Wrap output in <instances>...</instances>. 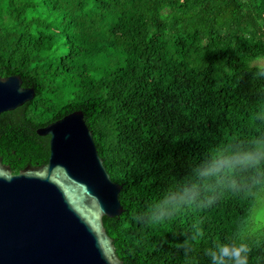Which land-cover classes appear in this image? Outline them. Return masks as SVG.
<instances>
[{"label":"trees","instance_id":"trees-1","mask_svg":"<svg viewBox=\"0 0 264 264\" xmlns=\"http://www.w3.org/2000/svg\"><path fill=\"white\" fill-rule=\"evenodd\" d=\"M257 58L264 0H0V76L35 92L0 113L1 161L45 164L36 129L80 110L121 185L122 212L102 221L123 264H209L205 249L229 235L264 264V228L243 234L264 167L238 171L237 189L199 176L217 151L264 136ZM194 185L197 201L180 203Z\"/></svg>","mask_w":264,"mask_h":264},{"label":"water","instance_id":"water-1","mask_svg":"<svg viewBox=\"0 0 264 264\" xmlns=\"http://www.w3.org/2000/svg\"><path fill=\"white\" fill-rule=\"evenodd\" d=\"M19 75L0 76V113L34 97ZM47 162L13 173L0 158V264H123L102 217L122 212L121 185L97 153L80 110L38 127Z\"/></svg>","mask_w":264,"mask_h":264},{"label":"clouds","instance_id":"clouds-1","mask_svg":"<svg viewBox=\"0 0 264 264\" xmlns=\"http://www.w3.org/2000/svg\"><path fill=\"white\" fill-rule=\"evenodd\" d=\"M253 67L256 73L264 75V63H256ZM262 167H264V136H256L248 142L247 147L217 151L205 162L199 171V176L203 180L217 183L225 188L237 189L238 171ZM254 182L260 183V179H255ZM199 196V186L194 185L185 190V195L179 202L193 203ZM208 202H211V197L208 198ZM167 211L166 207H161L157 218L166 215ZM205 252L210 258L209 264H249L251 246L242 237L229 235L224 239L217 237L214 246L206 248Z\"/></svg>","mask_w":264,"mask_h":264},{"label":"rangeland","instance_id":"rangeland-1","mask_svg":"<svg viewBox=\"0 0 264 264\" xmlns=\"http://www.w3.org/2000/svg\"><path fill=\"white\" fill-rule=\"evenodd\" d=\"M264 63V58L251 61L250 65ZM264 187L255 193V202L249 216L244 223L243 234L255 237L264 228Z\"/></svg>","mask_w":264,"mask_h":264}]
</instances>
